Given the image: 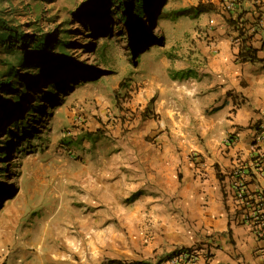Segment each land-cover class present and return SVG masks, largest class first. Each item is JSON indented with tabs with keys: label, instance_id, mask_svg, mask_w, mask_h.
<instances>
[{
	"label": "crops",
	"instance_id": "crops-1",
	"mask_svg": "<svg viewBox=\"0 0 264 264\" xmlns=\"http://www.w3.org/2000/svg\"><path fill=\"white\" fill-rule=\"evenodd\" d=\"M260 10L264 0H238L230 13H199L187 61L171 60V79L147 87L153 113L125 120L123 134L117 122L118 138L91 148L79 185L61 196L74 228L92 233L90 264H168L176 247L207 245L212 257L196 264H264L263 242L235 220L228 172L254 135L264 151V66L238 56L235 30ZM256 27L251 45L264 58V21Z\"/></svg>",
	"mask_w": 264,
	"mask_h": 264
},
{
	"label": "rangeland",
	"instance_id": "rangeland-1",
	"mask_svg": "<svg viewBox=\"0 0 264 264\" xmlns=\"http://www.w3.org/2000/svg\"><path fill=\"white\" fill-rule=\"evenodd\" d=\"M88 1H0L5 18L11 17L26 33H45L48 39L67 34L68 56L57 55L58 63L97 78L73 83L66 92L35 102L28 78L38 74L33 68L6 92L20 95L22 101L12 107L9 119L0 120V264L91 263L87 241L92 233L74 228L75 217L63 209L66 199L61 196L68 197L70 188L79 185L71 182L92 158L91 148L118 138L111 134L114 124L120 123L123 134L125 120L153 113L150 82L166 84L172 77V61L183 64L193 52L190 35L199 29V15L173 18L170 13L197 3L222 9L221 0H152L153 12L160 4L156 26L144 19L136 27L122 23L111 3L97 6L92 17L81 15ZM11 105L9 98L0 113Z\"/></svg>",
	"mask_w": 264,
	"mask_h": 264
},
{
	"label": "trees",
	"instance_id": "trees-1",
	"mask_svg": "<svg viewBox=\"0 0 264 264\" xmlns=\"http://www.w3.org/2000/svg\"><path fill=\"white\" fill-rule=\"evenodd\" d=\"M151 1L89 0V6L82 10L81 15L92 17L96 12L95 8L97 6H106L108 3H111L113 7L117 8L119 13L117 12L116 14H118L119 20L122 23L130 24L131 22L136 27H139L145 19L150 25L156 26V18L161 16V12L158 11L160 4H157L155 12H153L149 7ZM211 8L203 3H197L192 7L172 11L170 16L173 15V18L182 15L195 17L199 13L206 12ZM122 13L123 15H121ZM4 14H6V9L0 7V66L2 68L0 70V109L3 104L8 102L9 98H12V105L3 107L0 113V120L2 118L9 119L13 111L12 107L18 105V101H22L20 95H16L15 93L14 95H9L6 92L13 91L16 85L21 84V77H27L30 74H27V72L33 68H36L38 74L36 76L29 75L28 78L30 77V80H32L30 81V89L34 94L31 95L35 97V102L47 101L45 96L50 97L54 92L64 93L73 83L97 79L86 70L73 65L67 66L62 62L58 63L57 55L60 57L61 55L64 56V59L68 56L66 52L70 48L68 44L71 41L67 39V34L60 35L57 38L52 35L48 39L45 33H39L37 31L26 33L20 27V24L13 23V19L11 17L5 18ZM130 18H133V22ZM226 21L229 24L235 25V20L233 21L231 18L226 19ZM235 28L237 35L241 37L238 56L246 58L249 61H261L264 66V58L257 57V49L251 45L254 34L245 33L243 24ZM61 31L64 30L61 29ZM156 39H159V45L162 44V37ZM100 54L102 56V50H100ZM26 84L28 83L25 82ZM40 85L45 87L46 92L39 87ZM36 108H38L37 105ZM27 115H30V113ZM13 125H15L14 121ZM19 128H21V125H19ZM6 131V133L9 132L8 127ZM0 156H3V154L0 153Z\"/></svg>",
	"mask_w": 264,
	"mask_h": 264
},
{
	"label": "built area",
	"instance_id": "built-area-1",
	"mask_svg": "<svg viewBox=\"0 0 264 264\" xmlns=\"http://www.w3.org/2000/svg\"><path fill=\"white\" fill-rule=\"evenodd\" d=\"M221 1L222 10L225 13L235 10L238 4V0ZM263 12V10L258 11L256 20L244 27L245 33H256V26L260 27L264 21ZM254 136L256 138L250 144L249 157L235 161L228 172L235 220L247 225L253 235L264 245V189L257 185L250 187V183H257L255 181L257 179L264 181V151H260L256 145L259 136L257 134ZM213 248L210 245L202 247L201 250L196 247H176L167 258V262L168 264H196L198 259L208 261L212 257Z\"/></svg>",
	"mask_w": 264,
	"mask_h": 264
}]
</instances>
